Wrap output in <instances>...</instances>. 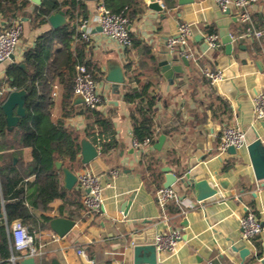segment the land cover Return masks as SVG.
I'll return each mask as SVG.
<instances>
[{
	"label": "crops",
	"instance_id": "obj_1",
	"mask_svg": "<svg viewBox=\"0 0 264 264\" xmlns=\"http://www.w3.org/2000/svg\"><path fill=\"white\" fill-rule=\"evenodd\" d=\"M156 1L163 8L160 12L150 7V0H143L138 7L139 11L129 26L132 48L118 46L92 24L91 42L86 45V61L100 74L96 83L103 104L97 111L112 123L119 142V146L107 155H102L101 147L94 144L99 156L87 164V169L101 178L105 210L100 214L88 213L82 204L83 192L78 186L71 191L65 190L61 174L67 198L53 202L50 212H33L37 224L31 234L36 247L42 251V256L35 258L36 264H52L53 260L58 264H133L134 237L147 230H153L151 239L162 231L179 230L182 233L177 254L158 253L160 264H264V180H256L247 150L257 138L264 144V119L255 121L253 113L254 97L264 91V40L259 43L250 38H240L241 24L232 21L228 30L234 38V52L228 55L218 23L238 18L236 12L228 15L221 12L214 0H195L188 5H180L178 0ZM86 3L88 18L93 22L96 0H86ZM35 5L32 1L27 12L32 13ZM251 14L257 26L264 28V0L252 6ZM18 19L24 23V33L16 62L0 64V77L3 78L10 64L22 63L25 52L35 46L37 38L53 29L49 22L36 28L28 18ZM14 20L6 22L0 15V30L9 27ZM184 22L192 26L194 36L191 45L194 50L206 52L199 62L188 59L186 64L178 51L162 54L164 50H170L168 39L178 34V26ZM211 27L216 31L210 32ZM208 33L220 36L221 47L218 50H205L204 36ZM72 46H75L74 42ZM57 47L59 44H55L53 49ZM165 58L169 62H180L181 71L174 72L173 83L160 67L159 62ZM110 61L120 64L127 77V83L117 91L106 81ZM205 67L222 72L223 78L211 84L202 72ZM131 76L139 79L140 84L151 83V90L159 96L154 109L159 135L144 150L133 146L131 112L135 105L124 99L128 88L139 86ZM54 92L56 96H53ZM60 92V88L54 86L52 120H62L66 126L84 131L93 121L81 113L85 105L73 104L74 95L72 106L76 108L69 110L68 117L64 116ZM229 126L246 132V145L238 149L237 155L221 152L219 148L223 132ZM162 135L166 140L162 150L157 151L154 145ZM83 138L88 139L82 134L81 140ZM25 159L30 160L28 151H25ZM149 159H158L152 168L155 178L151 174L153 170L148 167ZM15 160L17 163L18 158ZM226 166L230 167L227 169ZM164 167H170L178 177L184 175L187 167H201L204 173L198 175L197 180H208L218 189V194L198 202L190 191L176 183L173 187L179 191L180 200L170 202L164 210L156 199L157 189L166 181ZM80 171L74 173L77 175ZM222 179L229 181L228 187L220 185ZM26 181L32 183L34 176ZM34 188L32 184L30 190ZM131 196H134L132 204L124 211ZM183 207L184 213L181 211ZM247 207L262 225V232L254 242H246L241 236L240 221ZM174 209L180 212L174 213ZM44 214L52 218L72 219L76 225L67 236L60 238L50 229V223L48 227H42ZM12 223L7 226L6 218L0 220V246L1 227L5 225V237L11 252L9 259H2L0 255V264H18L21 260L12 261L13 256L21 257L13 251ZM243 247L250 250L244 259L238 251ZM81 250L86 256L79 254Z\"/></svg>",
	"mask_w": 264,
	"mask_h": 264
},
{
	"label": "trees",
	"instance_id": "obj_2",
	"mask_svg": "<svg viewBox=\"0 0 264 264\" xmlns=\"http://www.w3.org/2000/svg\"><path fill=\"white\" fill-rule=\"evenodd\" d=\"M104 3L113 13L125 10L130 24L143 0H104ZM30 5L31 0H0V15L6 22L28 18L36 28L45 25L49 16L56 11L64 10L68 18L66 26L42 34L37 38L35 46L25 52L22 63L27 65L28 70L22 68L21 63H12L6 68L2 80L8 87L26 90L28 93L26 117L12 133L7 130L6 116L1 109L10 92L4 93L0 98V188L5 200L7 223L20 220L29 226L31 233L37 224L33 212H50L53 202L68 196L62 187V173L56 171L55 161H63L73 172L87 169L88 165L79 159L82 134L101 147L102 155L116 149L119 142L115 138L112 123L97 110H90L86 106L81 113L91 117L93 121L82 132L66 126L62 120H52L54 86L61 90L63 115L68 117L69 110L76 108L72 106V99L78 64L88 67L95 82L100 77L99 72L86 61L87 43L83 40L76 41L80 21L88 18L86 0H42L40 5H35L32 13L27 12ZM209 30L216 31L214 27ZM55 44H59V47L53 49ZM256 50L260 51L257 47ZM131 79L139 83L137 87L128 88L124 95L128 104L135 105L131 112L133 138L138 142L146 139L154 142L159 135L154 110L159 96L151 90V83L140 84L135 76H131ZM25 151L30 155L28 161L25 159ZM15 158H18L16 164ZM156 161L149 159V169L154 168ZM229 167L226 166L227 169ZM152 170L151 174L155 178V171ZM158 173L162 174L160 170ZM30 176H34L32 183L26 181ZM32 184L35 188L31 191ZM173 212L180 211L174 209ZM41 218L42 227H48L53 219L45 214ZM1 232L0 255L2 259H9L11 252L5 237V225H2Z\"/></svg>",
	"mask_w": 264,
	"mask_h": 264
},
{
	"label": "built area",
	"instance_id": "obj_3",
	"mask_svg": "<svg viewBox=\"0 0 264 264\" xmlns=\"http://www.w3.org/2000/svg\"><path fill=\"white\" fill-rule=\"evenodd\" d=\"M259 0H214L221 12H236L241 24L240 38H250L259 43L264 40V28L257 26L254 21L251 8ZM92 24L100 27L103 34L118 46L129 49L133 46V39L130 31L129 19L125 10L121 13L111 12L105 5L104 0H96L95 17L93 22L87 18L80 21L78 26L79 36L76 41L83 40L86 43L91 42ZM93 25V26H94ZM24 33V23L20 19H15L9 27L0 30V64L13 61L16 62V55L20 46L21 38ZM192 26L189 23H180L178 34L168 39L167 46L172 51H178L182 57L199 62L206 52L198 53L194 50L191 42L193 40ZM208 50L215 51L221 47L220 36L216 33H208L204 36ZM14 57V60H12ZM204 76L216 84L222 78V72L214 71L209 67L203 69ZM0 77V98L6 92L14 89L2 82ZM74 95H81L84 98V105L90 110H98L103 104V97L98 90V85L93 79V75L84 64H78L76 67V76L74 79ZM56 96V92L53 93ZM253 113L255 121L264 119V91L258 93L253 100ZM246 132L238 127L229 126L225 128L220 151L226 152L230 147L237 150L246 145ZM151 139L143 142L133 141V146L144 150L151 146ZM117 175V172H114ZM77 186L83 192L82 204L85 210L91 214H100L105 210L104 188L100 176L94 174L90 169H83L78 174ZM156 199L162 209L165 210L170 202H179V191L175 187L158 188ZM186 206V205H185ZM187 207V206H186ZM184 213L185 208H181ZM7 226L8 223H7ZM242 239L246 242H254L262 232V225L256 215L247 207L246 214L240 221ZM13 251L21 254V257H12V261L24 258H37L42 256V251L36 247L34 237L29 228L20 220L12 223L10 229ZM182 242V233L179 230L162 231L157 233L154 245L158 253H164L169 256L177 254ZM79 254L86 256L85 251H79Z\"/></svg>",
	"mask_w": 264,
	"mask_h": 264
},
{
	"label": "water",
	"instance_id": "obj_4",
	"mask_svg": "<svg viewBox=\"0 0 264 264\" xmlns=\"http://www.w3.org/2000/svg\"><path fill=\"white\" fill-rule=\"evenodd\" d=\"M35 4L40 5L41 0H32ZM151 1V8L154 11H162L163 8L156 0ZM195 0H178L180 5L193 4ZM228 10L225 14H230ZM232 21H239L235 19H225L218 23L220 28V36L223 43L226 45L227 54L231 55L234 52L233 41L234 38L228 30V25ZM48 22L53 29H59L68 24L66 12L64 10L53 12ZM98 30H102L100 27ZM205 50H208V46H204ZM168 52H175L170 50H164L162 54H168ZM167 56V55H166ZM158 58V60H160ZM14 60V57H12ZM186 64L189 62L187 58H182ZM162 72L170 83H173L174 72H179L180 62L173 60L169 62L166 58L159 62ZM21 67L28 70L25 63H21ZM106 81L111 83L114 90H119L121 85L127 83V77L124 68L116 63L110 61L108 63V70L106 75ZM28 93L26 90H13L10 91L8 96L5 98L1 105V109L6 116L7 130L12 133L14 129L20 124L23 118L26 117V101ZM73 104H84V98L81 95H75ZM166 136H160L158 142L154 145V149L161 151L165 143ZM248 155L254 171V175L257 181L264 180V144L260 138H257L251 143L248 148ZM227 152L230 155H237L238 150L235 147H230ZM99 156V151L96 146L88 139L83 138L81 140V160L83 164H90ZM16 163V160H14ZM55 168L63 175V187L67 191L73 190L77 186L78 177L69 168L65 167L62 161H55ZM163 172L166 173V181L163 185L164 188H169L178 183L184 189L190 191L198 202H204L218 194V189L212 186L208 180L202 179L197 180L198 175H202L203 169L201 167H187L186 172L183 176L178 177L172 172L170 167H164ZM220 185L223 188L228 187L229 181L226 179L220 180ZM134 196H131L127 204L125 205L124 211H127L128 207L132 204ZM127 213V212H126ZM6 218L5 213V201L0 190V220ZM76 222L72 219L65 217H56L50 221V229L57 234L60 238L67 236L75 227ZM153 230H147L146 233L136 234L133 241V264H160L158 262V252L154 245V239H151V233ZM238 251L241 252V257L244 259L250 254V250L246 247L240 248ZM18 264H36L35 258H24L18 261ZM52 264H58L56 260H53Z\"/></svg>",
	"mask_w": 264,
	"mask_h": 264
}]
</instances>
